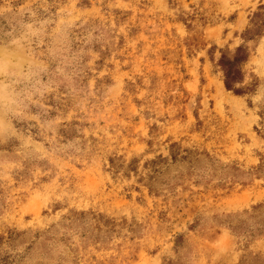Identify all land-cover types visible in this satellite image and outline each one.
I'll return each mask as SVG.
<instances>
[{"label":"rangeland","instance_id":"obj_1","mask_svg":"<svg viewBox=\"0 0 264 264\" xmlns=\"http://www.w3.org/2000/svg\"><path fill=\"white\" fill-rule=\"evenodd\" d=\"M0 85V264H264V0H0Z\"/></svg>","mask_w":264,"mask_h":264},{"label":"trees","instance_id":"obj_2","mask_svg":"<svg viewBox=\"0 0 264 264\" xmlns=\"http://www.w3.org/2000/svg\"><path fill=\"white\" fill-rule=\"evenodd\" d=\"M259 27L257 26V29ZM255 33V32H254ZM256 32L255 35H258ZM248 59V55L243 48H237L232 57L221 56L219 59V66L223 73V83L227 91L233 92L235 95L243 94L241 89L235 86L242 82V70L241 67Z\"/></svg>","mask_w":264,"mask_h":264},{"label":"clouds","instance_id":"obj_3","mask_svg":"<svg viewBox=\"0 0 264 264\" xmlns=\"http://www.w3.org/2000/svg\"><path fill=\"white\" fill-rule=\"evenodd\" d=\"M8 85H0V103L7 101L9 104L16 101L12 98V93L8 91Z\"/></svg>","mask_w":264,"mask_h":264}]
</instances>
